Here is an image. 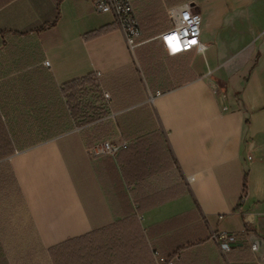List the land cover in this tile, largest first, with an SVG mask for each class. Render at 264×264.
I'll return each instance as SVG.
<instances>
[{"label":"crops","instance_id":"crops-1","mask_svg":"<svg viewBox=\"0 0 264 264\" xmlns=\"http://www.w3.org/2000/svg\"><path fill=\"white\" fill-rule=\"evenodd\" d=\"M185 4L205 48L170 56ZM133 7L130 50L90 0H0V264H264V0Z\"/></svg>","mask_w":264,"mask_h":264},{"label":"built area","instance_id":"built-area-1","mask_svg":"<svg viewBox=\"0 0 264 264\" xmlns=\"http://www.w3.org/2000/svg\"><path fill=\"white\" fill-rule=\"evenodd\" d=\"M90 2L95 12L109 13L113 17L114 24L123 31L125 42L128 48L132 50L138 44L137 39L141 34L133 7V0H90ZM169 11L173 20V25L170 29L159 35L165 52L172 56L190 50L202 51L205 45L200 39V13L188 4L172 8ZM172 36H176L179 40V50L177 51H173V46L168 42V38ZM192 41H195V43H192ZM44 64L49 65V62L44 61ZM101 96L104 103L108 104L110 100L109 93L107 91H102ZM121 146V143L107 139L87 147L86 152L91 158L102 155L114 156ZM208 238L222 249L228 250L235 243L237 234L211 230ZM153 254L157 264L173 263L172 259L159 254L158 251H154Z\"/></svg>","mask_w":264,"mask_h":264},{"label":"snow or ice","instance_id":"snow-or-ice-1","mask_svg":"<svg viewBox=\"0 0 264 264\" xmlns=\"http://www.w3.org/2000/svg\"><path fill=\"white\" fill-rule=\"evenodd\" d=\"M168 42L173 46V51L179 50V40L176 36L169 37ZM192 43H195V41H192Z\"/></svg>","mask_w":264,"mask_h":264},{"label":"rangeland","instance_id":"rangeland-1","mask_svg":"<svg viewBox=\"0 0 264 264\" xmlns=\"http://www.w3.org/2000/svg\"><path fill=\"white\" fill-rule=\"evenodd\" d=\"M244 97H245L246 99H248L249 97H250V98L253 97V93H252V91H251V87H249L248 89H246V90L244 91Z\"/></svg>","mask_w":264,"mask_h":264},{"label":"trees","instance_id":"trees-1","mask_svg":"<svg viewBox=\"0 0 264 264\" xmlns=\"http://www.w3.org/2000/svg\"><path fill=\"white\" fill-rule=\"evenodd\" d=\"M78 83H79V81H73V82L69 83L68 86H71L72 87V86H75ZM86 264H99V263L98 262H94V260L91 259L90 263H86Z\"/></svg>","mask_w":264,"mask_h":264}]
</instances>
